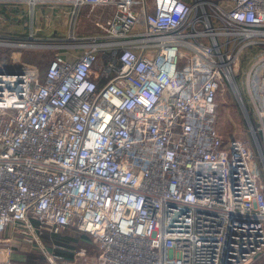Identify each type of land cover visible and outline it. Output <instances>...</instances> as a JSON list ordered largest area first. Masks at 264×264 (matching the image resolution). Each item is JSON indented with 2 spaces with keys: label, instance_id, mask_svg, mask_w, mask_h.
<instances>
[{
  "label": "built area",
  "instance_id": "2783aa9c",
  "mask_svg": "<svg viewBox=\"0 0 264 264\" xmlns=\"http://www.w3.org/2000/svg\"><path fill=\"white\" fill-rule=\"evenodd\" d=\"M17 3L108 14L41 75L0 62V264H26L12 260L24 249L47 264L263 255L264 54L246 99L236 69L244 49L264 51V0H0ZM227 88L252 145L218 132ZM65 229L86 245L44 244Z\"/></svg>",
  "mask_w": 264,
  "mask_h": 264
},
{
  "label": "rangeland",
  "instance_id": "374dc122",
  "mask_svg": "<svg viewBox=\"0 0 264 264\" xmlns=\"http://www.w3.org/2000/svg\"><path fill=\"white\" fill-rule=\"evenodd\" d=\"M212 1L219 2L220 0ZM70 11L69 7L59 5L39 4L33 10L26 3L0 5V41L18 44L25 43L26 46L34 44L33 47H8L0 44V62L8 65L12 63V67H17L20 64L33 65L41 75L54 54L58 52L68 54L65 49L60 48L62 45L72 47L80 44L79 42H82L83 38L97 35L99 31L94 25L95 15L102 13V18H104L108 14V10L100 9L90 13L89 9L84 7L75 17ZM73 38L77 40L74 41ZM40 44H45L46 46H39ZM79 52L80 50L73 51L70 55L76 56ZM263 54V50L254 48L244 49L240 54L236 69V79L241 94L245 99L247 97L245 74L253 61ZM9 58H12V60H9ZM216 103L217 128L224 142L231 138H236L247 141L252 145L247 122L237 107L229 88L218 93ZM252 152L256 155L254 147ZM260 172L264 183V171L263 173L262 171ZM49 235L51 237L56 236ZM75 236H77L75 247L81 246L80 242L86 245L89 238L88 235L77 233ZM78 239H81V241L79 242ZM89 249L93 251L94 247L90 246ZM27 256H31V258L27 259ZM25 259L28 264L32 262L45 264L44 259H41L38 253L27 254ZM253 264H264V259L257 260Z\"/></svg>",
  "mask_w": 264,
  "mask_h": 264
},
{
  "label": "crops",
  "instance_id": "0c3cea01",
  "mask_svg": "<svg viewBox=\"0 0 264 264\" xmlns=\"http://www.w3.org/2000/svg\"><path fill=\"white\" fill-rule=\"evenodd\" d=\"M74 235L75 236V234H77V232H75L73 229H65L63 232H61V234H59V235H66V236H70V235ZM76 238H77V236H76ZM48 239L49 240H51V236H48V235H45L44 237H43V242H44V244L45 245H48L47 244V242H48ZM78 241L80 242L81 241V239H78ZM81 243V242H80ZM79 243V244H80ZM27 254H30V252L27 250V249H24V250H18V251H16V252H14L13 253V255H12V260H14V261H21V262H24V263H26V264H28L26 261V255ZM28 258H31V256H27V259ZM264 259V254L263 255H261L259 258H257L255 261H257V260H263ZM30 260V259H29ZM254 261V262H255ZM29 264H34L33 262L32 263H29ZM36 264V263H35ZM253 264V263H252Z\"/></svg>",
  "mask_w": 264,
  "mask_h": 264
},
{
  "label": "trees",
  "instance_id": "16d2710c",
  "mask_svg": "<svg viewBox=\"0 0 264 264\" xmlns=\"http://www.w3.org/2000/svg\"><path fill=\"white\" fill-rule=\"evenodd\" d=\"M51 244V243H55V244H58V245H63V246H66V247H75L76 244H77V238L76 236L74 235H70V236H66V235H56V236H52L51 237V240L48 239V242L47 244ZM48 244V245H49ZM41 259H44L45 261V264H47L46 260L44 257L40 256ZM34 264L36 262H33Z\"/></svg>",
  "mask_w": 264,
  "mask_h": 264
},
{
  "label": "bare ground",
  "instance_id": "6f19581e",
  "mask_svg": "<svg viewBox=\"0 0 264 264\" xmlns=\"http://www.w3.org/2000/svg\"><path fill=\"white\" fill-rule=\"evenodd\" d=\"M13 55V54H12ZM9 60H12V58H9Z\"/></svg>",
  "mask_w": 264,
  "mask_h": 264
}]
</instances>
